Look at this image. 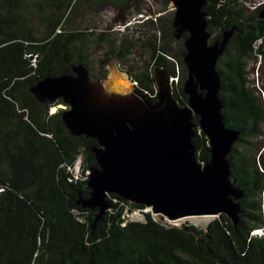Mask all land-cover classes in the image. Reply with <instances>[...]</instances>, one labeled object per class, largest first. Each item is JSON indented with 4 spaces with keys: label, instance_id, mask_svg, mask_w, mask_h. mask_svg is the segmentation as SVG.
Returning a JSON list of instances; mask_svg holds the SVG:
<instances>
[{
    "label": "trees",
    "instance_id": "1",
    "mask_svg": "<svg viewBox=\"0 0 264 264\" xmlns=\"http://www.w3.org/2000/svg\"><path fill=\"white\" fill-rule=\"evenodd\" d=\"M145 1H90L109 5L121 21L95 31L74 25L82 0H0V264H264V99L250 78L254 67L248 68L264 57V4L252 9L246 0H208L205 6L211 42L236 28L218 70L225 122L241 132L229 155L236 185L244 191L239 223L221 214L206 226L167 225L151 211L145 220H131L128 212L146 206L113 194V205L94 228L98 209L78 202L90 195L88 172L97 165L91 147L97 141L72 135L63 123L64 108L52 111L63 99L41 102L30 87L47 76L72 73L79 63L92 79L102 80L115 58L155 98L154 68L168 69L177 79L175 96L186 105L188 33L176 38L174 16L165 29L179 49L142 32L137 40L144 63H128L135 44L116 31L138 14L144 17ZM170 2L163 0L160 12ZM196 131L198 159L207 162L208 139Z\"/></svg>",
    "mask_w": 264,
    "mask_h": 264
},
{
    "label": "water",
    "instance_id": "2",
    "mask_svg": "<svg viewBox=\"0 0 264 264\" xmlns=\"http://www.w3.org/2000/svg\"><path fill=\"white\" fill-rule=\"evenodd\" d=\"M171 1L176 38L188 33L186 105L178 102L176 79L168 69L154 68L155 98L127 71L114 66V60L102 80L92 79L88 67L79 63L71 66L72 73L47 76L30 87L41 102L63 99L69 105L62 111L66 128L74 136L97 141L91 147L97 165L88 173L90 195H81L78 201L98 209L94 228L113 205V194L170 222L226 214L239 223L244 191L236 185L229 155L241 132L225 122L218 70L236 28L211 42L208 0ZM260 17L264 19V8ZM197 128L208 139L207 162L197 156Z\"/></svg>",
    "mask_w": 264,
    "mask_h": 264
},
{
    "label": "rangeland",
    "instance_id": "3",
    "mask_svg": "<svg viewBox=\"0 0 264 264\" xmlns=\"http://www.w3.org/2000/svg\"><path fill=\"white\" fill-rule=\"evenodd\" d=\"M90 1L92 2L93 0H82L81 4L74 12L72 17V19L74 20V25H88L92 30L97 31V27H102L101 29H103V27L109 26L111 20L114 23L113 25L121 23V21L116 22L117 20H114L115 16H117V11L111 10V7L109 5L107 7L101 8V6H92V4H90ZM246 1L252 9L264 4V0ZM144 6L146 8V12H144V17L143 15L138 14L131 19L127 28H124L123 31H116L120 32L119 36L121 40H125V43L135 44L132 48V54H130L128 63L135 60L136 63L139 65H143L144 60L146 58V53H143L142 49L140 48V42L137 40V38L142 32L156 33L160 41H169V43L171 42L176 50L179 49L177 39L175 38L174 40H172L173 38L171 39L169 31L165 29L168 26V23L170 22V18L174 16L175 13V6L172 1L168 4L167 9L163 12H160V8L164 6L163 0H146ZM148 7H150V9ZM161 16L164 17V19L161 20ZM145 20H149L150 22L147 23L146 21V23H144ZM162 24L164 28L162 27ZM122 33H125L126 35H123ZM102 52L103 50H101L99 53L100 55H98L101 56ZM114 61H116L114 66H117L119 69L126 71L122 68L121 64L115 58ZM253 67L254 71L250 74V78L251 80L255 79V86L264 99V57H259L255 65L251 63L248 68L251 70L253 69ZM107 68L109 69V71L111 70L112 66L110 65V63L107 64ZM61 108H69V105L65 103L57 104L52 108V111H57ZM258 145L260 144L258 143ZM80 168V165H78L77 170L80 171ZM147 211H150V209L146 207L144 210L141 211L128 212L127 217L131 220H145L146 217L144 215V212ZM153 216L155 219L167 225H183L184 223L189 222L199 226H206L213 219L212 216H192L178 221L170 222L164 220L163 217L160 215ZM260 232L263 233V231Z\"/></svg>",
    "mask_w": 264,
    "mask_h": 264
},
{
    "label": "flooded vegetation",
    "instance_id": "4",
    "mask_svg": "<svg viewBox=\"0 0 264 264\" xmlns=\"http://www.w3.org/2000/svg\"><path fill=\"white\" fill-rule=\"evenodd\" d=\"M105 78H106V77H105ZM137 84H138V83H137ZM156 95H157V94H156ZM156 95H155V96H156ZM89 171H90V170H89ZM88 173H89V172H88Z\"/></svg>",
    "mask_w": 264,
    "mask_h": 264
}]
</instances>
